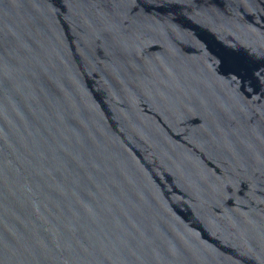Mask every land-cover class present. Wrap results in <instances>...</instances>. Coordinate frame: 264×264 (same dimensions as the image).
<instances>
[{"label":"water","instance_id":"1","mask_svg":"<svg viewBox=\"0 0 264 264\" xmlns=\"http://www.w3.org/2000/svg\"><path fill=\"white\" fill-rule=\"evenodd\" d=\"M0 264H264V0H0Z\"/></svg>","mask_w":264,"mask_h":264}]
</instances>
